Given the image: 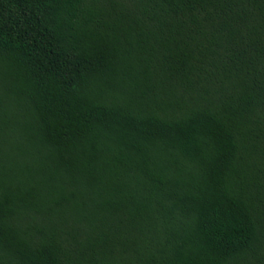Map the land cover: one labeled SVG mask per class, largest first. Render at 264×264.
I'll return each instance as SVG.
<instances>
[{
	"label": "trees",
	"instance_id": "trees-1",
	"mask_svg": "<svg viewBox=\"0 0 264 264\" xmlns=\"http://www.w3.org/2000/svg\"><path fill=\"white\" fill-rule=\"evenodd\" d=\"M0 264H264V0H0Z\"/></svg>",
	"mask_w": 264,
	"mask_h": 264
}]
</instances>
